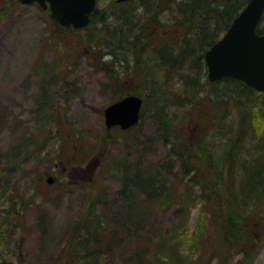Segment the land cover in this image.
Here are the masks:
<instances>
[{
  "label": "rangeland",
  "instance_id": "374dc122",
  "mask_svg": "<svg viewBox=\"0 0 264 264\" xmlns=\"http://www.w3.org/2000/svg\"><path fill=\"white\" fill-rule=\"evenodd\" d=\"M112 2L99 0L98 8ZM49 14L38 2L0 0V264L54 263L70 239L100 223L129 237L100 264H136L135 247L147 248L146 264H264V225L258 224L264 211L245 245L224 247L199 187L181 174L160 137L150 98L140 125L107 126L104 109L120 92L107 85L105 66L113 57L99 61L95 48H86L87 41L101 45L103 22L57 41ZM177 34L170 39L180 41ZM120 57L133 60L129 52ZM128 60L115 66L122 71ZM129 79L144 97L142 81ZM136 165L165 175L155 197L133 188L132 198L124 199V175Z\"/></svg>",
  "mask_w": 264,
  "mask_h": 264
},
{
  "label": "trees",
  "instance_id": "16d2710c",
  "mask_svg": "<svg viewBox=\"0 0 264 264\" xmlns=\"http://www.w3.org/2000/svg\"><path fill=\"white\" fill-rule=\"evenodd\" d=\"M248 1L113 0L110 8H97L91 15V23L103 22L101 45L94 40L86 44L90 50L95 48L98 60L104 55L113 57L111 66L104 65L111 86L123 87L124 93L118 97L138 94L125 81L127 76L122 77L129 68L135 69L131 73L136 76L137 85L142 81L145 86L146 100L150 98L151 80L162 75L171 80L177 73L181 81L193 77L184 93L187 110L183 116L157 106L155 115L152 114L160 137L180 163L181 174L199 187V200L204 198L210 206L223 246L229 250L245 245L244 236L250 230L258 232L257 213L264 211V92L232 77L211 82L204 57ZM48 20L57 41H63L69 31L77 32L55 22L50 14ZM175 32L179 36L174 38H180L178 42L170 39ZM259 32H264V26H260ZM123 52L133 56L131 64L127 57H120ZM164 53L174 59L161 58ZM125 60L128 62H124L121 71L115 65ZM173 103L177 102H170L169 106ZM124 176L122 192L127 200L132 198L133 188L155 197L165 178L158 167L149 172L143 165L131 166ZM258 224L263 226L264 220ZM122 234L120 228L95 225L87 236L70 239L68 247L51 264H100L129 238L124 240ZM146 253L147 248L135 247L131 255L136 264H146Z\"/></svg>",
  "mask_w": 264,
  "mask_h": 264
},
{
  "label": "water",
  "instance_id": "95a60500",
  "mask_svg": "<svg viewBox=\"0 0 264 264\" xmlns=\"http://www.w3.org/2000/svg\"><path fill=\"white\" fill-rule=\"evenodd\" d=\"M18 1L22 4L38 1L43 8L49 7L55 21L64 26L73 24L76 28L91 22L90 15L97 3V0ZM263 12L264 0H250L222 38L209 48L205 60L211 81L232 76L258 91H264V34L257 31ZM143 101L141 96L128 94L106 106L104 110L107 126L110 128L120 125L121 128L128 129L137 124Z\"/></svg>",
  "mask_w": 264,
  "mask_h": 264
},
{
  "label": "bare ground",
  "instance_id": "6f19581e",
  "mask_svg": "<svg viewBox=\"0 0 264 264\" xmlns=\"http://www.w3.org/2000/svg\"><path fill=\"white\" fill-rule=\"evenodd\" d=\"M161 58H165L169 61V59L173 58V55H168L166 53H164L163 55H161ZM178 70H182L181 68H179ZM134 72V71H132ZM207 72V77L208 79L210 80L209 78V72ZM132 75V77L134 76L133 73H130ZM127 76V79L125 81H127L129 78H130V75ZM175 78V77H174ZM193 77L189 78V79H185V81H181V80H169V78H166L164 77L163 75L159 78H156L154 80H151L149 85V91L151 92L150 94V106H157V109H161L162 107L165 108V111H168L172 114H176L178 117H181L185 114L186 110H187V106H185V90H186V87H189L190 86V81ZM173 81V84H176V83H179L180 86L179 88H175L173 85H171L170 83ZM107 85H110V83H108ZM118 86V87H117ZM112 88H114L116 90H119L120 92H115V93H118V95H122V93H124V90L122 89L123 87L119 86V85H114V86H111ZM264 92V91H263ZM260 91V93H263ZM124 95V94H123ZM123 96H119L117 97V100L121 99ZM116 100V101H117ZM114 101V102H116ZM177 102V103H173V106H169V103L170 102ZM113 102V103H114ZM112 104V103H111ZM155 107L152 109V113L154 114L155 113V110H157ZM152 114V115H153ZM155 115V114H154ZM154 118V116H153ZM163 130V129H162ZM233 156V159L235 158L236 156V153L235 155H232ZM232 165H234V161H232ZM148 196H151L148 194ZM152 197V196H151ZM124 221V220H123ZM116 228H119V227H116ZM121 229V228H120ZM148 253V252H147Z\"/></svg>",
  "mask_w": 264,
  "mask_h": 264
},
{
  "label": "flooded vegetation",
  "instance_id": "af4514ba",
  "mask_svg": "<svg viewBox=\"0 0 264 264\" xmlns=\"http://www.w3.org/2000/svg\"><path fill=\"white\" fill-rule=\"evenodd\" d=\"M56 165H57V164H56ZM53 171H54V170H53ZM53 171H52V172L49 171V172H47V173H48L50 176L53 177V179H54L53 182H54V181L56 180V176L53 174V173H54ZM51 184H53V183H51Z\"/></svg>",
  "mask_w": 264,
  "mask_h": 264
}]
</instances>
